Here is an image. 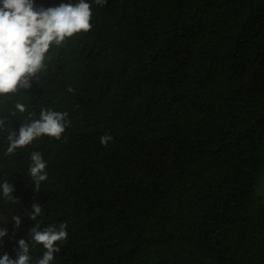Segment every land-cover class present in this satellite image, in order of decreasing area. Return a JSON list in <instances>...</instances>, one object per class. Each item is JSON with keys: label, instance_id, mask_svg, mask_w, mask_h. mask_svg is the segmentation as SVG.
<instances>
[{"label": "trees", "instance_id": "1", "mask_svg": "<svg viewBox=\"0 0 264 264\" xmlns=\"http://www.w3.org/2000/svg\"><path fill=\"white\" fill-rule=\"evenodd\" d=\"M89 2L92 29L0 97V182L18 200L0 199V256L15 259L35 223L67 222L53 264H264V0ZM42 108L69 114L61 139L6 156L8 131ZM32 151L47 161L38 193ZM43 251L30 248L31 264Z\"/></svg>", "mask_w": 264, "mask_h": 264}, {"label": "clouds", "instance_id": "2", "mask_svg": "<svg viewBox=\"0 0 264 264\" xmlns=\"http://www.w3.org/2000/svg\"><path fill=\"white\" fill-rule=\"evenodd\" d=\"M108 0H94L95 5L104 6ZM92 3L89 0H76L75 3H60L53 7L36 6L35 0H0V97L18 94L32 87L38 73L46 68L50 48L59 47L78 33H87L92 29ZM69 92L73 89L69 87ZM15 110L23 113L26 107L15 104ZM15 114V113H13ZM67 112L42 108L38 119L22 123L19 132L12 128L6 136L7 149L4 153L11 156L42 137L61 139L66 128L70 126ZM6 118L0 119V129H5ZM100 143L107 146L113 137L110 134L101 136ZM28 175L33 184V191L39 192L42 182L48 180L47 161L40 151L29 155ZM15 188L7 180L0 182V199L15 204ZM44 208L39 202H33L24 215L37 221L43 215ZM7 222L6 219H0ZM11 220L16 228L21 225L20 215H12ZM8 235L7 229H0V238ZM68 239L67 222L41 228L39 223L28 231V240L20 239L18 248L14 249L16 258L7 253L0 256V264H31L32 246H42L44 251L36 264H53L54 254L61 248L58 242Z\"/></svg>", "mask_w": 264, "mask_h": 264}, {"label": "rangeland", "instance_id": "3", "mask_svg": "<svg viewBox=\"0 0 264 264\" xmlns=\"http://www.w3.org/2000/svg\"><path fill=\"white\" fill-rule=\"evenodd\" d=\"M261 194L264 196V183L261 184Z\"/></svg>", "mask_w": 264, "mask_h": 264}]
</instances>
